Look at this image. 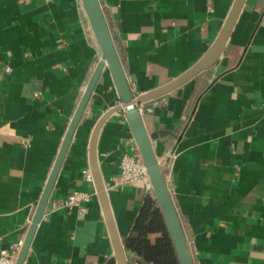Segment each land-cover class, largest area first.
<instances>
[{
  "label": "crops",
  "instance_id": "obj_1",
  "mask_svg": "<svg viewBox=\"0 0 264 264\" xmlns=\"http://www.w3.org/2000/svg\"><path fill=\"white\" fill-rule=\"evenodd\" d=\"M135 97L182 76L212 48L236 0H98ZM102 60L81 0H0V253L22 249L68 128ZM39 94V95H38ZM121 104L105 67L74 133L23 264H117L89 145ZM193 264H264V0H246L220 58L139 106ZM137 143L109 117L97 159L121 240L148 195L117 187ZM92 176V175H91ZM74 192L91 201L72 210ZM153 196V195H152ZM152 237V236H151ZM130 264L144 262L128 251Z\"/></svg>",
  "mask_w": 264,
  "mask_h": 264
},
{
  "label": "water",
  "instance_id": "obj_2",
  "mask_svg": "<svg viewBox=\"0 0 264 264\" xmlns=\"http://www.w3.org/2000/svg\"><path fill=\"white\" fill-rule=\"evenodd\" d=\"M81 1L85 7L87 17L102 51V60L98 64V67L96 68V71L80 101L74 118L70 123L60 153L57 157L54 169L45 187L42 198L38 204L32 225L28 233V237L18 254V258L15 264H23L26 259L32 238L38 224L41 222L45 214L51 192L60 172L68 148L72 142L76 128L82 120L89 99L105 67L108 69L109 73L112 76L114 85L121 100V104L108 110L97 121L90 139L89 157L91 175L95 184L98 198L103 207L108 226L110 228L117 264H130V260L128 259V251L126 250L125 243L121 240V237L118 234L112 209L109 203L108 193L99 168L97 159V142L100 130L104 123L109 119L111 115L119 111L126 112V118L137 143L141 157L148 169L153 197L157 202L158 208L163 217L166 230L175 249L178 262L179 264H193L192 253L185 238L179 217L176 213L174 203L172 201L164 177L165 169L159 165L152 145V142L163 139L165 137V134L162 132L148 134L143 123V118L139 106L173 92L174 90L186 84L200 72L210 68L222 55L232 29L246 0H236V3L231 10L226 23L224 24L214 45L196 65H194L189 71H187L185 74H183L173 82L153 92L138 97H135L133 95L126 80L99 1ZM136 263L142 264L140 260H137Z\"/></svg>",
  "mask_w": 264,
  "mask_h": 264
},
{
  "label": "trees",
  "instance_id": "obj_3",
  "mask_svg": "<svg viewBox=\"0 0 264 264\" xmlns=\"http://www.w3.org/2000/svg\"><path fill=\"white\" fill-rule=\"evenodd\" d=\"M159 236L155 240L151 236ZM127 251L137 254L144 264H179L166 226L152 195H148L138 213L130 236L125 241Z\"/></svg>",
  "mask_w": 264,
  "mask_h": 264
},
{
  "label": "built area",
  "instance_id": "obj_4",
  "mask_svg": "<svg viewBox=\"0 0 264 264\" xmlns=\"http://www.w3.org/2000/svg\"><path fill=\"white\" fill-rule=\"evenodd\" d=\"M10 67H5L4 70L0 67V73H10ZM39 95V94H38ZM87 180L92 182V176L87 173ZM117 187L137 186L143 188L146 192L152 193L150 177L148 169L141 157L137 147L133 148L132 154H125L119 164V172L115 177ZM91 201V195L85 192H74L65 200L63 206L66 209L72 210L79 208L84 211L82 205ZM18 248L12 251L4 250L0 253V264H15L18 258Z\"/></svg>",
  "mask_w": 264,
  "mask_h": 264
},
{
  "label": "rangeland",
  "instance_id": "obj_5",
  "mask_svg": "<svg viewBox=\"0 0 264 264\" xmlns=\"http://www.w3.org/2000/svg\"><path fill=\"white\" fill-rule=\"evenodd\" d=\"M151 195V194H150ZM153 195V194H152ZM159 236L155 235V236H152L151 239L152 240H155L156 238H158Z\"/></svg>",
  "mask_w": 264,
  "mask_h": 264
}]
</instances>
